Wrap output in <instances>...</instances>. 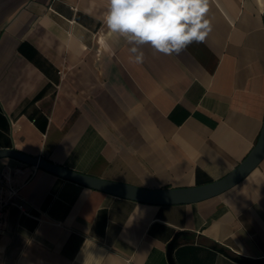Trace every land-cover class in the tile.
Listing matches in <instances>:
<instances>
[{
    "label": "crops",
    "instance_id": "obj_1",
    "mask_svg": "<svg viewBox=\"0 0 264 264\" xmlns=\"http://www.w3.org/2000/svg\"><path fill=\"white\" fill-rule=\"evenodd\" d=\"M107 0H0V148L147 188L219 179L264 122V0H209L212 31L131 62ZM0 264H264V158L207 199L151 204L0 158Z\"/></svg>",
    "mask_w": 264,
    "mask_h": 264
},
{
    "label": "clouds",
    "instance_id": "obj_2",
    "mask_svg": "<svg viewBox=\"0 0 264 264\" xmlns=\"http://www.w3.org/2000/svg\"><path fill=\"white\" fill-rule=\"evenodd\" d=\"M209 0H107L103 24L130 46V60H144L145 45L154 52L179 55L203 43L212 31Z\"/></svg>",
    "mask_w": 264,
    "mask_h": 264
},
{
    "label": "water",
    "instance_id": "obj_3",
    "mask_svg": "<svg viewBox=\"0 0 264 264\" xmlns=\"http://www.w3.org/2000/svg\"><path fill=\"white\" fill-rule=\"evenodd\" d=\"M264 16V11H263ZM13 158L25 164L52 172L60 177L105 191L120 197L130 198L151 204L193 203L216 196L239 183L264 158V122L254 146L247 155L223 177L211 182L186 187L147 188L129 183L113 181L70 169L39 155H31L14 147L0 148V158ZM180 232L168 243L167 255L171 264H176L173 251L179 243ZM236 260L245 264H263L248 258L236 256Z\"/></svg>",
    "mask_w": 264,
    "mask_h": 264
},
{
    "label": "built area",
    "instance_id": "obj_4",
    "mask_svg": "<svg viewBox=\"0 0 264 264\" xmlns=\"http://www.w3.org/2000/svg\"><path fill=\"white\" fill-rule=\"evenodd\" d=\"M17 189L13 187H7L0 192V236L4 232V213L9 205L18 206L26 214H29L22 205L16 201Z\"/></svg>",
    "mask_w": 264,
    "mask_h": 264
}]
</instances>
